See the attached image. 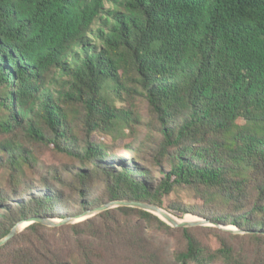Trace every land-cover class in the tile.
Wrapping results in <instances>:
<instances>
[{
	"label": "trees",
	"instance_id": "1",
	"mask_svg": "<svg viewBox=\"0 0 264 264\" xmlns=\"http://www.w3.org/2000/svg\"><path fill=\"white\" fill-rule=\"evenodd\" d=\"M136 127L129 158L96 138ZM2 170L0 240L117 201L212 225L119 206L33 223L0 264H264V0H0Z\"/></svg>",
	"mask_w": 264,
	"mask_h": 264
},
{
	"label": "rangeland",
	"instance_id": "2",
	"mask_svg": "<svg viewBox=\"0 0 264 264\" xmlns=\"http://www.w3.org/2000/svg\"><path fill=\"white\" fill-rule=\"evenodd\" d=\"M126 134H128V137L126 139H122L119 141H114L111 137L106 136V135H97L96 138L100 139L107 146H109L110 151L113 154H115L116 156L121 157V158L122 157L129 158L130 153L126 152L127 148L137 147V144H139L143 139L142 134H144V131H142L141 128L136 127L133 130L128 129L126 131ZM133 153L135 154L134 151H133ZM39 158L40 159H39L38 164L32 170L28 171V178L31 179V181L34 183L35 188H40L39 186L41 184V180L43 177H45L47 175L49 168H51L52 166H56V165L61 164L59 157L55 156L54 154H52L49 151L42 152V155ZM8 174L9 173L6 170L0 171V187H2L3 189H5L7 187ZM175 198H177L176 194L167 198L165 200V206H168L169 203ZM66 199L69 200L68 201L69 202L68 207L66 210H68L71 214H75L74 212H77L79 210V207H78V205H76V200L72 197L70 191L67 192ZM178 199L184 200V203H186V204H190L193 202L192 199L189 196H187L186 194L181 195ZM79 216H81V215L70 217V218H77ZM172 216L174 218H176L175 219L176 221L185 219V222L187 220L194 222V221L200 220L199 218H197L193 215H189V214L183 218L182 217L180 218L179 216H177V214H176V216L175 215H172ZM54 220L59 222L60 220H65V219H54ZM73 224H75V223H73ZM204 227H208V226H204ZM174 228H176V227H174ZM222 229L224 231H229L232 233H237L239 231V229H237L235 227H223ZM171 242L174 243V240H172ZM211 243L214 247H217V243H216L215 239L211 238Z\"/></svg>",
	"mask_w": 264,
	"mask_h": 264
},
{
	"label": "water",
	"instance_id": "3",
	"mask_svg": "<svg viewBox=\"0 0 264 264\" xmlns=\"http://www.w3.org/2000/svg\"><path fill=\"white\" fill-rule=\"evenodd\" d=\"M119 206L135 207V208L143 209L145 211H148V212L153 213L154 215L158 216L160 219H162L163 221H165L167 224H169L172 227H194V226H211L212 225L207 220L200 219V218H199L200 220L198 222H196L194 224H189V225L173 223V222L165 219V217L162 215L161 211H165V210H163L162 208H160L156 205H151V204H147V203H140V202H133V201H117V202H112V203L106 204V205H104V206H102V207H100L94 211L84 213L83 215H81L77 218H68L65 220H60L59 222L55 221L54 219H44V218H34L31 220L21 222V223L17 224L5 238L0 240V247L2 245H4L7 241H9L11 238L16 236L20 232H22L27 226H29L33 223H40V224H43V225L49 226V227H58L61 225L73 224V223L84 221L88 218L96 216L98 213H100L104 210L119 207ZM165 212L167 214H169L167 211H165ZM169 215L172 216L171 214H169ZM237 233H241V231H238Z\"/></svg>",
	"mask_w": 264,
	"mask_h": 264
},
{
	"label": "bare ground",
	"instance_id": "4",
	"mask_svg": "<svg viewBox=\"0 0 264 264\" xmlns=\"http://www.w3.org/2000/svg\"><path fill=\"white\" fill-rule=\"evenodd\" d=\"M161 213H162V215L165 217V219H167L168 221H171V222H173V223H178V224H187V225H189V224H194V223H196V222H198L199 220H197V221H194V222H192V221H186L185 222V219L184 220H178V221H176L175 219L176 218H174L173 216H170L169 214H167L165 211H161ZM161 215V214H160Z\"/></svg>",
	"mask_w": 264,
	"mask_h": 264
}]
</instances>
